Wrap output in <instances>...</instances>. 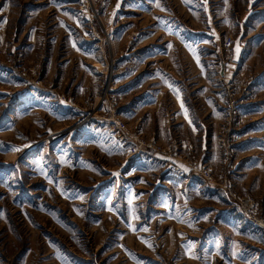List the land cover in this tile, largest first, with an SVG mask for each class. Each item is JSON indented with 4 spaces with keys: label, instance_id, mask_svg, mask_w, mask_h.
<instances>
[{
    "label": "rangeland",
    "instance_id": "obj_1",
    "mask_svg": "<svg viewBox=\"0 0 264 264\" xmlns=\"http://www.w3.org/2000/svg\"><path fill=\"white\" fill-rule=\"evenodd\" d=\"M244 201L264 0H0V264H264Z\"/></svg>",
    "mask_w": 264,
    "mask_h": 264
},
{
    "label": "built area",
    "instance_id": "obj_2",
    "mask_svg": "<svg viewBox=\"0 0 264 264\" xmlns=\"http://www.w3.org/2000/svg\"><path fill=\"white\" fill-rule=\"evenodd\" d=\"M133 65H127L126 67H123L121 69V73H127L132 71ZM239 211L242 213V215L253 225L264 228V219H261L257 216L255 207L253 206V203L249 202H240L239 203Z\"/></svg>",
    "mask_w": 264,
    "mask_h": 264
},
{
    "label": "crops",
    "instance_id": "obj_3",
    "mask_svg": "<svg viewBox=\"0 0 264 264\" xmlns=\"http://www.w3.org/2000/svg\"><path fill=\"white\" fill-rule=\"evenodd\" d=\"M181 95V94H180ZM147 101H149V99H147ZM183 101V100H182ZM184 104V103H183ZM185 105V104H184ZM183 108H185L184 106H182ZM188 114H189V112H187V115L186 116H188ZM188 126V128H190L191 129V131H193L194 133H196V132H198L197 131V129L195 128H192L191 126H189V125H187ZM170 158L172 159V157L170 156Z\"/></svg>",
    "mask_w": 264,
    "mask_h": 264
},
{
    "label": "snow or ice",
    "instance_id": "obj_4",
    "mask_svg": "<svg viewBox=\"0 0 264 264\" xmlns=\"http://www.w3.org/2000/svg\"><path fill=\"white\" fill-rule=\"evenodd\" d=\"M237 51H239V49H238V48H237ZM14 150L18 151V149H14Z\"/></svg>",
    "mask_w": 264,
    "mask_h": 264
}]
</instances>
